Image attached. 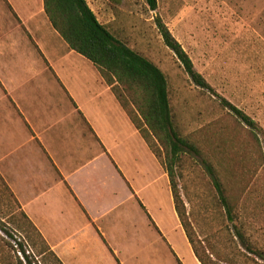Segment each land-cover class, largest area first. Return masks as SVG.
Segmentation results:
<instances>
[{"label": "crops", "instance_id": "crops-1", "mask_svg": "<svg viewBox=\"0 0 264 264\" xmlns=\"http://www.w3.org/2000/svg\"><path fill=\"white\" fill-rule=\"evenodd\" d=\"M111 87L53 28L43 0H0L5 205H15L62 264H125L120 249L135 250L127 245L132 214L143 213L149 225L151 218L167 240L148 204L164 208L167 201L186 255L201 264L175 212L166 172Z\"/></svg>", "mask_w": 264, "mask_h": 264}, {"label": "rangeland", "instance_id": "rangeland-1", "mask_svg": "<svg viewBox=\"0 0 264 264\" xmlns=\"http://www.w3.org/2000/svg\"><path fill=\"white\" fill-rule=\"evenodd\" d=\"M86 1L101 23L165 73L178 126L202 143L232 195L238 198L242 217L252 223L256 236L264 239V0H157L155 11L145 0ZM156 16L214 91L256 121L261 129L260 148L249 140L244 125L220 105L219 99L192 83L164 44ZM175 176L201 251L208 253L212 246L218 254L243 263L245 257L234 254L240 248L199 160L182 155ZM167 184L170 187L168 176ZM4 197L2 190L0 264H27L25 255L32 264H56L51 255L41 253L45 244L10 200L5 205ZM148 204L167 240L163 242L144 214L139 216L135 211L128 234L132 239L127 241L135 250L120 249L125 264H179L169 243L184 258V264H192L183 246L185 238L174 229L167 201L164 208L151 201ZM116 235L120 240V234ZM135 237L143 243L137 244ZM133 252L138 253L136 257ZM216 264L224 262L217 260Z\"/></svg>", "mask_w": 264, "mask_h": 264}, {"label": "trees", "instance_id": "trees-1", "mask_svg": "<svg viewBox=\"0 0 264 264\" xmlns=\"http://www.w3.org/2000/svg\"><path fill=\"white\" fill-rule=\"evenodd\" d=\"M145 2L151 11L157 9V0ZM43 4L48 20L68 47L89 60L104 81L112 86L121 107L164 167L175 212L198 261L201 264H216L217 260L224 264H264V239L256 236L252 223L242 217L238 198L232 195L208 152L202 148V143L197 142L192 134H184L178 126L170 106L165 73L153 61L120 40L107 24L101 23L86 0H43ZM155 22L164 44L173 52L192 83L219 99L220 105L244 125L250 134L249 140L260 148L261 129L256 121L216 93L195 69L191 58L161 18L156 16ZM185 154L199 160L207 173L218 202L224 209L232 238L240 248L234 254L244 256L246 260L243 263L236 261L234 257L218 254L212 246L208 253L205 249L201 251L175 176L176 165ZM150 221L158 230L151 218ZM19 245L24 253L22 243ZM41 253H48L56 264H62L47 247ZM214 255L216 259H212ZM25 257L27 264H32L29 257ZM19 264H23L22 261Z\"/></svg>", "mask_w": 264, "mask_h": 264}]
</instances>
